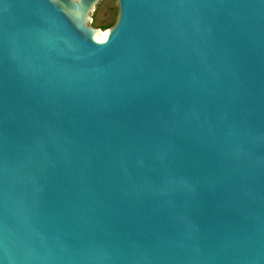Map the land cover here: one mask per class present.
Wrapping results in <instances>:
<instances>
[{
  "label": "water",
  "instance_id": "1",
  "mask_svg": "<svg viewBox=\"0 0 264 264\" xmlns=\"http://www.w3.org/2000/svg\"><path fill=\"white\" fill-rule=\"evenodd\" d=\"M0 0V264H264V0Z\"/></svg>",
  "mask_w": 264,
  "mask_h": 264
},
{
  "label": "rangeland",
  "instance_id": "2",
  "mask_svg": "<svg viewBox=\"0 0 264 264\" xmlns=\"http://www.w3.org/2000/svg\"><path fill=\"white\" fill-rule=\"evenodd\" d=\"M114 22L112 0L97 3L91 12L89 24L101 31L106 30Z\"/></svg>",
  "mask_w": 264,
  "mask_h": 264
},
{
  "label": "bare ground",
  "instance_id": "3",
  "mask_svg": "<svg viewBox=\"0 0 264 264\" xmlns=\"http://www.w3.org/2000/svg\"><path fill=\"white\" fill-rule=\"evenodd\" d=\"M99 32H102L101 30H99Z\"/></svg>",
  "mask_w": 264,
  "mask_h": 264
}]
</instances>
